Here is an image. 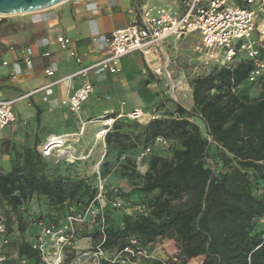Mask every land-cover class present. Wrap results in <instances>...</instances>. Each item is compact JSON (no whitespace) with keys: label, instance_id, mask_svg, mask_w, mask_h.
Wrapping results in <instances>:
<instances>
[{"label":"trees","instance_id":"16d2710c","mask_svg":"<svg viewBox=\"0 0 264 264\" xmlns=\"http://www.w3.org/2000/svg\"><path fill=\"white\" fill-rule=\"evenodd\" d=\"M251 68L241 58L191 76L189 109L167 98L153 109L157 118L141 123L121 117L113 122L104 136V173L115 171L140 185L123 191L104 182L107 226L102 247L107 253L122 249L130 238L148 251L171 239L176 260L170 261L169 255L150 264H188L198 257L199 264H264V195L257 192L264 187V82H248ZM222 130L240 147L219 146ZM156 137H164L168 147L155 145ZM36 145L12 144L8 167L0 170V209L9 236L3 251L12 257L8 264H40L23 236L26 228L78 213L96 194L95 174L79 172V160L55 162L43 157ZM149 146L141 173L136 156ZM155 146L166 152L156 153ZM112 153L127 157L114 163L108 160ZM116 199L130 202V207L145 206L147 214L131 208V213L117 216L112 205ZM31 202L41 208L33 216L25 210ZM13 231L19 237L10 238ZM86 235L100 241L98 225L82 229L80 236Z\"/></svg>","mask_w":264,"mask_h":264},{"label":"built area","instance_id":"2783aa9c","mask_svg":"<svg viewBox=\"0 0 264 264\" xmlns=\"http://www.w3.org/2000/svg\"><path fill=\"white\" fill-rule=\"evenodd\" d=\"M179 2L180 10L173 12L141 0L138 5L137 20L113 30L106 38L104 56L90 65L80 67L62 80L74 76L85 77L89 71L98 75L114 74L120 69L121 58L129 53L141 52L145 55L150 48H153L154 54H158V48L165 39L170 37L176 40L183 39L193 32H198L199 37L192 52L202 54L203 73H208L213 68L225 67L243 58L252 64L247 74L248 82H264V0H179ZM56 42L61 50L67 51L69 56L74 58L76 63H81L80 57L66 36H57ZM33 55V48L26 46L22 59L25 66L31 65ZM7 62L3 60L2 65L5 66ZM45 73L52 75L53 71L45 70ZM154 73L162 74L159 67L155 68ZM8 76H15L14 68L8 71ZM51 85L37 88L23 97L42 91V100L46 101L51 94ZM93 91L92 82L84 79L60 101V105L70 113L78 115L83 103ZM23 97L0 98V130L15 122L14 105ZM158 116L155 112L145 113L139 108H134L127 114L115 113L107 109L103 112L101 127L96 132L95 138L101 139L104 147V136L117 118L140 120L146 117L148 120ZM84 125L82 122L76 136L82 134ZM67 137L68 135L48 136L39 146V153L45 158L53 156L56 160L64 159L71 163L84 159L85 156L76 155L68 148ZM208 141L211 142V138L208 137ZM154 142L163 149L169 145L164 137H156ZM150 150L149 146L140 156L147 155ZM104 155L103 148L102 157ZM257 192L259 195H264V187L260 186ZM105 193V183L102 179H98L96 194L84 210L70 213L56 223L45 220L37 222L38 231L28 240L30 247L37 252L40 264H101L103 260L111 264H150L156 259L152 251L140 246L136 238H130L122 249L111 254L102 247L105 238L104 229L107 226L104 212ZM112 205L120 207L122 201L116 199ZM133 210L143 215L147 214V209L142 205H135ZM94 224L98 225L100 241H93L89 235L80 236L82 229L86 228L90 231ZM80 238L87 242L86 246L79 245ZM8 242L5 218L0 212V264H8L12 258L3 251V247ZM168 253L171 256L170 261H175L177 255L175 248L173 247ZM68 254H71L69 261H67Z\"/></svg>","mask_w":264,"mask_h":264},{"label":"crops","instance_id":"0c3cea01","mask_svg":"<svg viewBox=\"0 0 264 264\" xmlns=\"http://www.w3.org/2000/svg\"><path fill=\"white\" fill-rule=\"evenodd\" d=\"M140 1L66 0L48 9L0 17V97L20 98L37 88L52 84L51 94L46 101L42 100L41 91L16 102L20 103L24 115L20 117L18 112L15 113L17 119L9 126L8 135L12 134L14 126L28 127L33 131L47 130L44 136L40 135L42 139L40 145L50 135H75L80 127H77L79 121L73 120L71 117L73 114L62 107L60 101L84 79L92 82L94 91L83 103L78 114V120L85 124L82 134L90 131L92 126L95 127L96 124L90 125L91 123L101 126L103 112L107 109L123 114L130 113L134 108L144 110L145 113L153 111L151 106L156 98L154 94L157 90L156 84L161 80L160 75H156L154 70L159 67L161 72L165 71L167 67L165 55L172 52L180 39L171 40V37L165 39L158 48V54H154L153 48L145 55L141 52L129 53L121 58L119 71L114 74L108 73L104 78L100 79L96 72L89 71L85 77L74 76L62 80L80 67L90 65L104 56L106 38L113 30L137 20ZM175 2L174 9L169 11L180 10L179 0ZM59 35H64L70 40L81 63H76L67 51L59 48L56 42ZM26 46L34 50L29 67L22 61ZM45 53L48 55H44ZM3 60L8 61L5 66L2 65ZM11 68L15 70L14 77L8 76ZM45 70H52L53 74L47 75ZM130 98L132 108L125 112L124 105ZM51 125L56 127L52 128ZM220 134L219 146L225 144L234 149L240 147L241 144L225 130L220 131ZM72 140L67 144L72 152L76 155L82 154L88 159L93 158L95 143L87 145L85 151L83 146L79 150L75 148V143L82 140L80 137ZM140 154L136 156L138 168L142 162ZM6 161L8 162V157ZM139 185L138 182L129 181V190ZM82 241L84 239L80 238L78 243ZM157 245L170 251L174 247V242L166 239Z\"/></svg>","mask_w":264,"mask_h":264},{"label":"rangeland","instance_id":"374dc122","mask_svg":"<svg viewBox=\"0 0 264 264\" xmlns=\"http://www.w3.org/2000/svg\"><path fill=\"white\" fill-rule=\"evenodd\" d=\"M143 1L150 2V4L158 6V7L164 6L168 10L174 9L176 5L175 0H143ZM197 37H199L198 32H193L192 34L188 35L187 38L180 39V41L176 44V47L172 50V52L166 53L165 59L167 62L166 63L167 67L165 68V71L162 72V74L160 75V78H161L160 82L156 84L157 90L154 93L156 95V98H155L154 103L151 106L153 107L152 110L156 107V105L159 102H162L163 100L167 98H171L173 101L179 102L183 107L187 109L190 108L191 93H190V88L188 85V79L191 76L199 75L200 72L203 73L204 71V69L202 68L203 67L202 54H198L194 51L192 52V49L195 46V43L197 42ZM170 39L173 40L172 37ZM105 76L106 74L97 75V77L100 79L104 78ZM243 84L240 86V88L243 86ZM0 98H3V97H0ZM127 102L124 105L125 112L130 111L132 108L131 98L129 101L127 100ZM19 104L20 103H15L14 111L15 113L18 112L20 117H23L24 113L21 108V105ZM121 104H123V102ZM151 107H147V108L150 109ZM71 117L73 118V120L79 121L77 123V127L82 124V122L78 120V115L73 114ZM195 120L201 125L200 120H198L197 118H195ZM139 121L141 123H145L147 120H146V117H144V118H141ZM93 124H96L97 126L96 125L95 127L92 126L90 131H88L86 134H81L78 136L73 134L67 137L68 139L66 141V145L68 143H71V141H73L72 138L80 137V139H82L80 142L75 143L76 144L75 148L78 150L81 149L83 146L86 151V146L90 145L91 142L95 143L96 145L93 148L94 150L93 158L79 159V163L76 168L78 169L79 172H82L83 174H86L88 176L95 174L96 181H98V179H102L107 184L108 187H113L114 189L119 188L123 191H129V179L126 180V179L121 178L118 172H115V171L114 172L107 171L104 173L105 167L102 165V163L104 162L106 158H104L105 156L102 157V151L104 148L103 142L101 139L95 138V134L99 129L98 127H101V126L100 125L98 126L97 123H91L90 125H93ZM51 127L54 128L56 126L51 125ZM78 128L80 129V127ZM79 129L76 130L77 133ZM8 131H9V126L0 130V136H2V138L0 139V170H5V168L8 167V162L6 161L7 156H8L7 150L10 149L12 144L14 146L19 147L23 144L30 146V145H33L35 142H37L36 148L39 149L40 142L42 140L40 138V135L42 134L44 136V134L47 133V130L33 131V129L31 130L28 127H24V126L23 127L14 126V131L12 130V134L10 135L7 134ZM244 138L245 137L243 138L241 137V140H244ZM241 140H239V142H241ZM223 145L221 147H225V145L224 146ZM225 148L227 149V146ZM154 151L159 154H163L164 152H166V150L162 151L157 146H155ZM110 157L111 159H108V160H111V162L117 163L118 161L124 160V158L127 157V153L126 154L122 153L121 155H116V153H112ZM143 158L145 159H141L142 162H140L141 165L138 168V171L141 173L144 172L146 169V166H147L146 160L148 159V155H146V157H143ZM48 159L53 160L55 162L57 161L56 158L53 156L49 157ZM75 161L77 162L78 160H75ZM67 163L73 164L71 162H67ZM134 182H137V181H134ZM130 185H132V183ZM135 205L137 204H133L132 207H130V202L124 201L120 207H116L117 209L116 211L119 212L117 213V216L120 215L121 213H127V212L131 213V208H133ZM26 207L27 208L25 210L27 211L29 216H33L37 214V212H40V209H41L40 205L37 204L36 202H31ZM0 212L2 213L3 211L0 209ZM133 212H136V211L133 210ZM3 216L5 218L4 214ZM37 231H38V228L36 224L29 225L24 231L23 236L31 239V237ZM16 236L19 237L16 231H13V233L10 235V238H14V237L16 238ZM86 243L87 242H85L84 240L81 243H79V245L86 246L87 245ZM151 251H152L151 253L154 254L156 259H161V260H165L170 254L168 253L170 251H166L164 247H160V245H157V244ZM198 262H199V257L197 259L196 258L191 259L189 261V264H198Z\"/></svg>","mask_w":264,"mask_h":264},{"label":"water","instance_id":"95a60500","mask_svg":"<svg viewBox=\"0 0 264 264\" xmlns=\"http://www.w3.org/2000/svg\"><path fill=\"white\" fill-rule=\"evenodd\" d=\"M66 0H0V17L36 12Z\"/></svg>","mask_w":264,"mask_h":264}]
</instances>
